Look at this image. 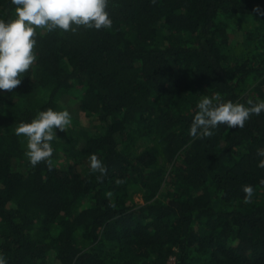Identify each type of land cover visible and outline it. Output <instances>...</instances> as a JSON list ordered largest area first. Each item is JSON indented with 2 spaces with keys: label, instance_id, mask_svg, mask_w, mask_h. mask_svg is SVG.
Returning a JSON list of instances; mask_svg holds the SVG:
<instances>
[{
  "label": "trees",
  "instance_id": "1",
  "mask_svg": "<svg viewBox=\"0 0 264 264\" xmlns=\"http://www.w3.org/2000/svg\"><path fill=\"white\" fill-rule=\"evenodd\" d=\"M257 7L264 0H108L111 28L36 30V61L17 88L0 90L7 264H264V112L190 136L204 96L264 101ZM15 8L0 0V19ZM68 97L97 127L57 129L52 169L33 167L15 128L48 108L68 111ZM93 153L108 170L102 182L78 168Z\"/></svg>",
  "mask_w": 264,
  "mask_h": 264
},
{
  "label": "clouds",
  "instance_id": "2",
  "mask_svg": "<svg viewBox=\"0 0 264 264\" xmlns=\"http://www.w3.org/2000/svg\"><path fill=\"white\" fill-rule=\"evenodd\" d=\"M152 2L155 3V0ZM12 4L16 6V18L8 22L0 19V90L6 92H12L21 84V74L26 73L36 61L37 29L75 33L81 26L100 30L111 28L113 23L107 11L108 0H12ZM253 11L264 15L259 7ZM214 100L220 102L214 103ZM247 105L223 102L219 95L211 98L204 96L197 104L199 111L191 123L190 136L194 139L211 138L215 134L212 129L220 125L243 128L252 115L259 116L264 112V101L254 103L249 99ZM70 125L68 111L48 108L39 112L31 122H21L15 128L16 136L27 138L25 156L33 167L45 163L49 170L52 169L54 149L51 142L57 138V129L65 132ZM257 155L264 157V148L257 149ZM257 166L264 168V159ZM90 170L100 173L97 177L100 182L108 171L95 153L90 155ZM121 183L122 180H116L117 185ZM242 191L245 193L244 202L251 203L253 186L244 185ZM0 264H7L2 254Z\"/></svg>",
  "mask_w": 264,
  "mask_h": 264
},
{
  "label": "rangeland",
  "instance_id": "3",
  "mask_svg": "<svg viewBox=\"0 0 264 264\" xmlns=\"http://www.w3.org/2000/svg\"><path fill=\"white\" fill-rule=\"evenodd\" d=\"M236 39L238 41H241L242 34L241 33L237 34ZM64 101L68 109V112L70 113V116H71V123L75 122L77 124L79 131L93 132L95 128L97 127V122H92L91 119L86 117V115L77 108V103H76L77 101L74 99V97L65 98ZM84 134L86 133L84 132L83 135ZM65 154L66 153H61L59 159L56 160L57 166L61 168L66 167V161L68 157ZM69 160L71 159L69 158ZM78 168L80 169V171L86 172L87 170L90 169V160L86 158H81L79 161ZM167 193L168 191L164 190L162 193L163 197L166 198ZM163 197H160V198L163 199ZM135 202L139 205L144 204L143 195L137 194L135 196ZM79 243L80 245H82V242L79 241ZM171 262L172 263L174 262L173 258L171 259Z\"/></svg>",
  "mask_w": 264,
  "mask_h": 264
}]
</instances>
